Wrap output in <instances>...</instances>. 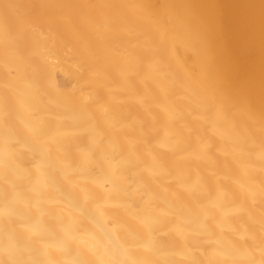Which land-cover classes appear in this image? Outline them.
<instances>
[{"label": "bare ground", "instance_id": "6f19581e", "mask_svg": "<svg viewBox=\"0 0 264 264\" xmlns=\"http://www.w3.org/2000/svg\"><path fill=\"white\" fill-rule=\"evenodd\" d=\"M0 264H264V0H0Z\"/></svg>", "mask_w": 264, "mask_h": 264}]
</instances>
